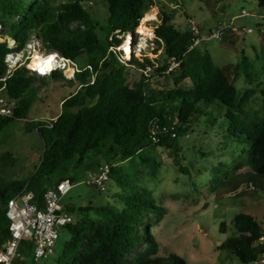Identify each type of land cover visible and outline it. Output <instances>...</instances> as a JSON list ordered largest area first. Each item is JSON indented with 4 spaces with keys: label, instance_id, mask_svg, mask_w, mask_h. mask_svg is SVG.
I'll return each instance as SVG.
<instances>
[{
    "label": "rangeland",
    "instance_id": "1",
    "mask_svg": "<svg viewBox=\"0 0 264 264\" xmlns=\"http://www.w3.org/2000/svg\"><path fill=\"white\" fill-rule=\"evenodd\" d=\"M72 1H78L90 14L99 41L105 46L111 35L106 29L108 13L104 2L47 0V4L57 8ZM241 9L247 14L238 16ZM144 11L146 15L138 31L119 36L121 43L114 48L118 61L124 66L126 84L131 86L142 80L147 91L172 86V80L166 75L152 70L144 72L133 62L135 58L144 62L145 56L160 63L163 61L160 49L152 53L155 48L153 29L162 15H167L180 31H190L192 21L203 31L225 22L228 28L220 39L205 40L197 46L210 54L215 65L225 69L237 89L238 99H244L242 110L211 103L204 108L206 115L192 121L190 130L173 140L180 148L178 152L174 147L148 145L125 160L98 154L87 156L81 164L79 157L74 156L63 161L41 183L51 186L62 177L71 179V189L59 201L65 210L67 207L103 205L120 209L122 196L136 188L159 206L144 213L138 224L139 232L148 228L155 239V255L176 253L186 264H256L242 263L229 249L218 246L234 233L233 217L237 213L252 215L264 232V190L259 189L264 187V176L254 175L250 169L247 162L249 141L245 135L264 117L261 93L264 88V7L258 6L257 0H146ZM18 19L2 14L0 0V34ZM247 28H251V32H247ZM128 38L129 53L123 48ZM18 51L22 56L27 54L23 47ZM39 52H48L40 40ZM86 60L84 52L77 57L75 62L80 70L88 67ZM72 78L65 75L63 78L39 77L29 88L32 101L27 117L14 120L0 130V187L12 188L34 173L43 152V142L35 129H26L27 123L34 118L49 119L59 114L62 99L78 88L77 81L70 82ZM181 85L188 87L189 82L183 80ZM0 95H4L3 90ZM103 162L113 164L114 176L107 182V191L100 192L86 182L96 176L97 163ZM88 214L94 216L93 211ZM79 217L78 213L72 214L73 221ZM221 222H225L224 233L219 231ZM59 235L54 253L47 258L34 260L32 253L20 247L24 261L14 264H56L70 232L60 227ZM147 247L146 242H140L128 259Z\"/></svg>",
    "mask_w": 264,
    "mask_h": 264
},
{
    "label": "trees",
    "instance_id": "2",
    "mask_svg": "<svg viewBox=\"0 0 264 264\" xmlns=\"http://www.w3.org/2000/svg\"><path fill=\"white\" fill-rule=\"evenodd\" d=\"M1 1L2 14L19 19L7 30H2V34L11 35L17 45L10 49L0 42V77L6 72L5 54L22 49L32 32L47 51H55L65 58L76 61L84 52L88 65L70 80L77 81L78 88L62 99L61 111L52 127L40 121L27 123L26 129H35L42 139L43 152L34 173L27 180L16 182L12 188L0 187L2 236L8 230L7 200L25 187L26 191L33 193L32 200L42 205L43 192L49 186L43 185L41 180L48 179L63 161L78 156L81 164L87 156L98 154L125 160L148 145L174 147L178 152L180 148L173 144V140L185 135L192 121L206 115L204 108L211 103L242 110L244 99H238L237 89L225 69L215 65L207 51L198 46L189 48L191 32L180 31L167 15H162L160 23L153 29L155 48L152 53L156 54L160 49L163 61L160 63L145 56L144 62L136 58L133 62L142 70L149 66L153 73L166 75L172 80V86L147 91L142 80L131 86L126 84L124 66L118 61L114 48L121 43L119 36L138 31L146 15V0H102L108 13L107 33L111 35L105 46L95 32V22L78 1L66 2L57 8L49 6L47 0ZM257 4L264 7V0H257ZM172 61L177 65L167 71ZM51 76L63 78L60 71H53ZM39 77L21 67L4 81L0 80L4 95L15 100L13 116H0V130L14 120L27 117L32 101L29 88ZM183 80L189 82L188 87L181 85ZM261 93L264 97V88ZM227 116L231 114L227 113ZM153 120L158 125L154 134L150 132ZM172 132L176 134L174 137ZM245 135L249 141L247 162L250 169L254 175L264 176V117ZM112 176L114 171L111 168ZM63 178L66 177L60 179ZM252 187L255 189L254 185ZM259 189L264 190V187ZM122 197L120 209L110 205L66 208L69 213H78L80 217L66 226L70 238L64 242L56 264H186L176 253L155 255L157 243L148 228L138 231L143 214L159 206L136 188ZM90 211L94 216L88 214ZM233 227L234 233L218 247L229 249L242 263L259 259L264 244L259 242L262 228L255 218L248 213H237L233 217ZM219 231L226 232L225 222L220 223ZM142 241L148 247L128 259ZM21 244L30 254L31 244L25 241Z\"/></svg>",
    "mask_w": 264,
    "mask_h": 264
},
{
    "label": "built area",
    "instance_id": "3",
    "mask_svg": "<svg viewBox=\"0 0 264 264\" xmlns=\"http://www.w3.org/2000/svg\"><path fill=\"white\" fill-rule=\"evenodd\" d=\"M247 14L244 9H241L240 15ZM228 28L225 22H218L214 29L203 31L195 22H191L190 32L192 34V42L189 48L197 46L200 42L210 39H220L225 29ZM251 32V28L246 29ZM0 42H4L8 48H14L16 40L9 34H0ZM23 48L27 50V54L22 56L19 51L11 50L4 56L6 64V72L1 81L11 76L13 72L21 67L26 68L31 73L38 76L51 75L53 71H60L63 75L74 77L76 72L81 71L74 60L63 57L53 51L52 68L46 69L40 64L31 62L32 55L37 53L44 56L46 59L51 54L39 52V39L36 34H30L24 43ZM51 52V51H48ZM44 59V60H46ZM177 65V62L172 61L167 68V71ZM149 66H146L143 71H149ZM46 73V74H45ZM91 81L90 83H92ZM4 86L0 88L3 90ZM15 109V100L0 95V116L12 117ZM54 118H34L33 121H40L47 127H52ZM158 129L156 121L150 123V132L154 134ZM175 132L171 136H175ZM112 164L103 162L98 165L96 176L86 183L94 186L98 191H107V182L110 179V170ZM72 187V181L69 178H63L49 186L42 195V205H38L32 200L33 193L26 191L25 187L16 192L10 197L5 205V216L8 220V230L5 236L0 234V264L22 263L24 255L20 252L22 241L31 244V253L34 260L39 258H47L54 253V246L59 239V228L65 227L73 222L72 214L63 209L59 201ZM259 242L264 244V232L259 236ZM256 264H264V249L261 256L256 261Z\"/></svg>",
    "mask_w": 264,
    "mask_h": 264
},
{
    "label": "bare ground",
    "instance_id": "4",
    "mask_svg": "<svg viewBox=\"0 0 264 264\" xmlns=\"http://www.w3.org/2000/svg\"><path fill=\"white\" fill-rule=\"evenodd\" d=\"M148 20L150 19V15H148ZM122 48V47H121ZM123 48L129 53L131 52L130 50V38L126 39L125 43H124V46ZM53 51L51 52H46L47 54H51V56H49L47 59L44 57V56H40L38 55L37 53H34L32 55V59H31V62H33V64H40L42 65L43 67H46V69H50L52 68V62H53V54H52ZM46 59V60H44ZM46 74V73H45Z\"/></svg>",
    "mask_w": 264,
    "mask_h": 264
},
{
    "label": "crops",
    "instance_id": "5",
    "mask_svg": "<svg viewBox=\"0 0 264 264\" xmlns=\"http://www.w3.org/2000/svg\"><path fill=\"white\" fill-rule=\"evenodd\" d=\"M56 115H58V114H56ZM56 115H55V116H56ZM99 164H101V163H97V166H98ZM97 170H98V169H97ZM96 173H97V172H96ZM65 177H66V176H65ZM66 178H68V177H66ZM260 227H261V226H260ZM261 228H262V227H261Z\"/></svg>",
    "mask_w": 264,
    "mask_h": 264
},
{
    "label": "water",
    "instance_id": "6",
    "mask_svg": "<svg viewBox=\"0 0 264 264\" xmlns=\"http://www.w3.org/2000/svg\"><path fill=\"white\" fill-rule=\"evenodd\" d=\"M218 244H219V242H218Z\"/></svg>",
    "mask_w": 264,
    "mask_h": 264
}]
</instances>
